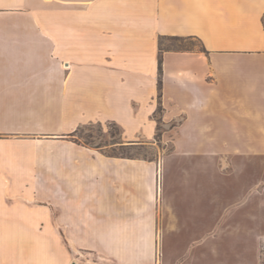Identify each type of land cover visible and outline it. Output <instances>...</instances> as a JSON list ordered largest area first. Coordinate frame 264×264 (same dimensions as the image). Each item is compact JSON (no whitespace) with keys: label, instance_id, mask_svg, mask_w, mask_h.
Listing matches in <instances>:
<instances>
[{"label":"crops","instance_id":"0c3cea01","mask_svg":"<svg viewBox=\"0 0 264 264\" xmlns=\"http://www.w3.org/2000/svg\"><path fill=\"white\" fill-rule=\"evenodd\" d=\"M162 36L203 52L159 69ZM220 114L264 119V0H0V264H76L66 242L143 264L158 224L201 225L214 147L264 145L220 140ZM88 124L170 148L107 154L73 140Z\"/></svg>","mask_w":264,"mask_h":264},{"label":"rangeland","instance_id":"374dc122","mask_svg":"<svg viewBox=\"0 0 264 264\" xmlns=\"http://www.w3.org/2000/svg\"><path fill=\"white\" fill-rule=\"evenodd\" d=\"M160 48L163 52H203L200 42L192 38H165L160 41ZM159 113L155 115L157 121ZM236 121L220 114L217 137L229 141L264 138V119ZM237 124L245 126L242 129ZM162 131L158 124L156 140ZM73 140L107 154L128 157H152L170 148L115 146L120 141V130L113 124L85 125L73 134ZM214 149L218 176L213 183V197H217L213 214L206 215L204 204L199 209L201 225L197 224L199 220L192 226L158 224L154 242L137 243L140 255H147L143 264H264V145H220ZM203 183L201 198L205 202L207 185L205 180ZM66 245L76 264H118L95 250L69 242Z\"/></svg>","mask_w":264,"mask_h":264},{"label":"trees","instance_id":"16d2710c","mask_svg":"<svg viewBox=\"0 0 264 264\" xmlns=\"http://www.w3.org/2000/svg\"><path fill=\"white\" fill-rule=\"evenodd\" d=\"M165 38H170V39H178V40H182V39H186V38H182V37H160L159 40H158V47H159V56H158V64H159V69L161 68V61H162V52L163 50L160 48V41L162 39H165ZM187 38H190V37H187ZM158 111H160V109H158ZM123 156V155H121ZM124 157H128V156H124Z\"/></svg>","mask_w":264,"mask_h":264}]
</instances>
